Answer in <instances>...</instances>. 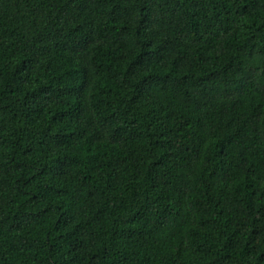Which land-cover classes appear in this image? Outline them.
I'll use <instances>...</instances> for the list:
<instances>
[{
  "label": "trees",
  "instance_id": "16d2710c",
  "mask_svg": "<svg viewBox=\"0 0 264 264\" xmlns=\"http://www.w3.org/2000/svg\"><path fill=\"white\" fill-rule=\"evenodd\" d=\"M0 264H264V0H0Z\"/></svg>",
  "mask_w": 264,
  "mask_h": 264
}]
</instances>
